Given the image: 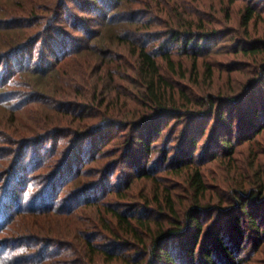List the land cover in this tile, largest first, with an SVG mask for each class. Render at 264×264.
Returning <instances> with one entry per match:
<instances>
[{
	"label": "trees",
	"instance_id": "1",
	"mask_svg": "<svg viewBox=\"0 0 264 264\" xmlns=\"http://www.w3.org/2000/svg\"><path fill=\"white\" fill-rule=\"evenodd\" d=\"M60 1L62 2L58 7L51 6L53 9L56 7L52 12L53 23H58L61 17L71 16L70 27L73 33L82 32L81 37L79 34L67 33L52 26V32L55 34L47 38L42 34L39 40L34 39L29 43H20L4 50L0 48V107L6 106L12 96H22L19 91L15 93L13 91V94L3 91L6 87L28 89V83L19 81L26 77L25 73L47 77L55 72L58 64L65 59L84 51L95 50L91 48L92 41H97L95 48H98L97 52L104 57L127 45L131 48V57L134 59L132 66L124 54L119 52L116 57H120L119 66L130 67L133 70L136 80L133 82L138 89L137 102L142 109L132 108L125 97L122 100L124 95L118 93V87L105 88L100 84L95 85L89 92L91 93L89 98L83 95L81 101H78L76 98L78 95L75 94L76 99L69 106L75 115H78L76 111L79 108L86 107V113L81 114L82 118H119L110 128L121 131L128 128L130 133L126 134L125 138L128 153L137 148L142 156H147V160L151 159L157 150L152 143L156 141L154 137L162 133L163 126L167 127L170 119L180 121L182 132L176 138L180 139L178 153L173 156L171 150L173 147L163 148L162 158L152 166L159 170L158 168L163 165L162 171L176 176L187 174L190 188L193 190V201L182 215L177 211L172 197L166 196V211L171 216V222L168 228L162 226L157 232L152 230L150 223H145L140 217H132L114 208L109 209L122 232L140 244L139 247L142 248H138L139 251L142 253L145 251V255L148 256L143 255V260L139 261L136 257L123 255L126 264L249 262L253 254L259 252L264 245V183L258 176L253 185L257 187L256 189L236 188L233 190L235 205L228 210L221 209L210 202H205L207 183L202 166L209 156L214 160H236L238 147L247 143L254 144L255 137L264 132V33L261 35L257 30L258 23L264 22L262 15L264 0H256L254 4L241 0L242 6L237 14L240 27L230 30L218 28L214 24V19H210L208 13L200 8L193 11V15L186 14L187 17L184 18L185 13L177 14L179 8L173 5L172 11L176 14L173 15L168 7L170 0H157L161 11L163 12L165 7V12H170L171 15L170 19L159 20L156 15L153 20L149 19V16L152 17L151 14L132 7L130 11L123 13L121 9L127 7L131 0ZM238 1L229 0L228 7L224 9L227 18L231 19L230 8ZM71 3L92 16L90 18L74 16L68 6ZM174 4L178 2L175 1ZM183 10L188 13L189 9ZM155 23L162 28L156 30ZM11 25H13L11 22H7L1 26L13 29L15 26L9 28ZM39 41L43 42V46L36 59L33 51ZM224 41L231 45L230 53L240 58L224 65L230 66L228 67L231 69L230 74L240 72L245 74L247 79L243 80L238 88L233 86L229 89L215 90L213 83L219 70L211 61L215 59L213 57L222 54L223 47L220 48L219 44ZM1 44L3 47L12 45L6 41ZM201 60L202 68L199 66ZM186 61L190 62L188 69L184 66ZM107 62L105 61V64ZM113 65L106 66L111 77L114 74ZM246 65L248 70L244 72L246 69L242 68ZM177 78L179 80H176ZM182 80H187L189 84H183ZM21 91L27 95L25 90ZM38 94L42 98L46 96L42 91ZM16 106L13 103L9 105L8 110L16 112L21 108ZM49 106L56 111V105L47 104V107ZM106 126L105 123H98L93 128H86L90 129L86 132L78 131L75 136L79 139L77 144L81 146L74 150L73 155L68 156L69 153H66L64 159L55 165V170L44 176L46 179L44 187H40L38 182L34 183L31 173L39 162L43 165L42 162L47 160L49 167L52 166L50 158L53 155L52 151L46 150V153L41 154L35 147L36 137L34 140L30 138L24 140L28 143L26 149L30 151L33 149L30 152L29 163L26 165V156L23 154V158L20 161L16 160L12 168L8 170L5 168L0 172V264H57L60 262L59 258L63 256V249L52 244L51 239H47L50 242L45 244L41 237L27 234L33 232L29 227L16 230L13 226L23 216H36L48 212L75 213L81 207L99 204L104 193L107 195L116 193L117 188L111 185L109 180L100 182L94 188L79 189L68 197L59 193L63 181L69 178L74 180L81 175L82 170L78 167L81 163L84 162L83 169L87 160H94L96 156L94 150L105 140L101 136L104 135L102 133ZM208 132L210 139L202 155L195 158L194 152L198 150L200 138ZM45 137L40 141H44ZM113 138L110 137L103 146ZM47 141L48 139L44 141L45 144ZM87 146L90 153L85 154ZM216 148L221 150L216 151ZM77 155L78 159L80 158L79 164H76ZM135 166L136 170L140 168L142 171L146 167H140L138 163ZM138 173L137 178H153L149 172L142 176L141 172ZM133 179L128 176V182ZM15 182L17 189L12 187ZM208 215L211 217L217 215L220 220L206 231L202 221ZM146 234L150 239L149 245L145 239ZM101 248L88 242L89 252L94 251L95 254L101 252L99 251ZM116 249L121 248L117 246L108 250V253L112 252L109 259L120 258Z\"/></svg>",
	"mask_w": 264,
	"mask_h": 264
},
{
	"label": "rangeland",
	"instance_id": "2",
	"mask_svg": "<svg viewBox=\"0 0 264 264\" xmlns=\"http://www.w3.org/2000/svg\"><path fill=\"white\" fill-rule=\"evenodd\" d=\"M175 1L178 4H174ZM244 1L253 4L256 2V0ZM61 2L60 0H0V48L4 50L20 43H29L34 39L39 40L42 34L46 35L47 38L49 35L55 34L54 31L52 32L54 26L67 33L79 34L81 37L82 32L73 33L70 27L71 16L61 17L58 23H53L52 12ZM228 3L229 0H170L168 7L172 11L173 5H176L179 8L176 11L177 14L184 12V18L193 15V11L200 8L208 13L210 19H214V24L218 28L229 30L230 28H239L240 24L237 14L240 6H242V1L239 0L236 5L230 8L231 19L227 18L224 11L228 7ZM51 6L56 7L53 9ZM68 6L72 9L74 16L88 18L92 16L81 11L74 3ZM127 7L121 9L123 13L130 11V7H132L136 10H141V12H146L148 15L151 14L152 17L149 16L148 18L152 20L154 15L158 16V20L171 18L170 12H165V7L164 11H161L157 0H131ZM183 9H189L188 13ZM172 13L176 15L175 12L172 11ZM262 15L264 18V12ZM7 22L13 24L9 28L15 27L7 29L8 27L4 28L1 26ZM154 28L159 30L162 27L155 23ZM257 30L263 35L264 22L258 23ZM5 41L11 42L12 45L3 47L1 42ZM81 44L83 45L84 43L81 42ZM42 46L43 42L39 41L34 47L33 52L36 59L40 54ZM95 47H97V41H92L91 48L95 50L84 51L79 55L77 54L65 59V61L58 64L57 70L47 77L36 74L32 76L30 73H25L26 77L19 81L28 83V89H20L17 86L2 89L9 93L19 91L22 96H12L9 102L6 103V106L0 107V172L5 168L7 170L12 168L16 160L20 161L23 158V154L26 156L27 165L31 160L30 152L33 149L31 151L27 150L26 146L28 143L24 140L29 138L30 140H34L36 137L35 147L40 150L41 154L46 153L48 150H51L53 154L50 156L52 158L51 167L47 164V160L42 162L43 165L39 162L31 173L34 183L38 182V185L42 187L46 181L44 176H48L50 172L55 170V165H58L64 159L66 153H69L68 156L73 155L74 150L81 146L77 144L79 139L75 136L78 131L86 132L90 130L86 128H93L95 124L105 123L107 126L102 133L104 135L101 136V138H105L103 143L107 142L110 137H114L105 146L101 142L94 150V154L96 155L94 160H87V164L83 169L84 162L81 163L78 166L82 170L81 175L76 177V174H74L76 177L74 180L69 178V180L63 181L59 193L61 196L68 197L79 189L94 188L104 180H109L111 185L117 188L116 193L108 195L104 193L100 197L99 204L81 207L75 213L64 214V212L63 214H54L48 212L47 214L36 216H23L13 226L16 230H23L29 227L33 232H28L27 234L41 237V241L45 244L50 242L47 239H51L52 244L59 246V249H63L65 252L63 251V256L59 258L60 262L57 264H126L123 255H130L136 257V260L142 261L143 255L146 254L145 251L143 253L139 251L138 248H142L139 247L141 245L122 232L116 219H113L109 213V209L114 208L132 217H140L145 223H150L152 230L157 232L162 226L168 228L171 222V216L166 211V196L170 195L172 197L177 211L182 215L184 210L192 205L193 201V190L190 188L187 174L176 176L162 171L163 165L158 168L159 170L152 166L162 158L161 151L163 148L173 147L171 149L173 156L178 153L180 139L177 140L176 138L182 132V127L179 126L180 121L170 119L167 127L163 126L162 133L154 137L156 141L152 143V146H156L157 150L151 159L147 160V156H142V153L139 150L137 151V148L128 153V146L125 144L126 134L130 133L128 128L122 131L121 129L113 130L110 128L112 123L116 124L119 118H82L81 114L86 113V107L79 108L76 111L78 115L73 113V109L69 105L74 102V99L77 98L78 101H81L83 95L89 98L91 95L89 92L98 84L104 85L105 88L113 89L114 87H118V93L124 95L122 100L125 97L129 100V105L132 108L142 109L137 102L138 96L136 94L138 93V89L133 82L136 81L134 72L130 67L119 66L120 57H116L119 52L120 54H124V57L128 59L129 65L132 66L131 64L134 62V59L131 57V48L127 45L125 48L121 46L110 56L104 57L99 55V52H97L98 48ZM219 47H223L222 54L215 57L212 54L211 56L215 59L212 58L213 60H210L219 70L216 72V79L213 83L214 89H229L233 86L238 88L237 86L241 82L243 83V80L247 79V76L240 72L230 74L229 70L231 69L228 68L230 66L224 64H229L233 60H239L240 58L230 53L232 47L225 41L224 43H220ZM226 52H229V54L227 55ZM105 61H108L107 64H105ZM245 61L249 62L247 59ZM108 64H114V74H112V77L107 71L106 66ZM202 64L203 60L199 63L200 68H202ZM184 66L188 69L190 62H184ZM247 67L248 65L242 68L246 69L244 72H247ZM117 68L120 70H117ZM176 80L179 79L177 78ZM181 82L189 84L187 80H182ZM21 90H25L24 92L27 95H24ZM40 91L46 95L45 98L40 97L38 94ZM75 94L78 97L75 98ZM13 103L17 105L16 107H21L16 112L8 110L9 105ZM50 103L56 105V111L50 106L47 107V104ZM121 119L135 120L139 118ZM211 126L210 123L209 130H211ZM44 136L48 139L46 144L44 142L46 139L40 141ZM208 136L209 132L200 138L198 150L194 152L195 158L202 155L206 143L210 139H208ZM88 150L87 146L84 150L85 154L87 152L90 153ZM217 150L221 149L216 148ZM78 157L77 155L76 164H79L80 158L78 159ZM235 158L236 160L233 161H229L228 159L214 160L209 156L205 161V164L202 166V172L207 183L206 203L210 202L217 207H221V209L228 210L232 205H235L233 203L235 195L233 190L236 188L256 189L257 187L253 185L258 176L260 181L264 183V132L260 136L255 137L254 144L247 143L240 145ZM131 162L134 164H131ZM136 162L140 167L146 166L145 169L143 171L140 168L136 170ZM138 171L141 172L140 176L149 172L153 178H137ZM128 176L134 179L128 182ZM16 183L12 186L14 189L18 187ZM107 190L109 191V188ZM218 220L220 218H217V215L205 217L202 222H204L206 231L211 225L216 224ZM145 239L149 245L150 239L148 234H146ZM88 242L102 247L99 250L101 252L95 254L94 251L89 252L87 250ZM117 246L121 248L116 249L120 258L115 260L109 259L112 252L108 253V250L117 248ZM145 257L148 256L145 255ZM243 264H264V245L259 252L253 254L249 262Z\"/></svg>",
	"mask_w": 264,
	"mask_h": 264
}]
</instances>
